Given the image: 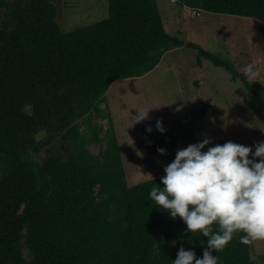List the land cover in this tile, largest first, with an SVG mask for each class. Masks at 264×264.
<instances>
[{"label": "trees", "instance_id": "obj_1", "mask_svg": "<svg viewBox=\"0 0 264 264\" xmlns=\"http://www.w3.org/2000/svg\"><path fill=\"white\" fill-rule=\"evenodd\" d=\"M107 1L106 18L67 32L47 0L12 1L8 19L0 18V264H171L181 246L202 257L207 238L190 236L149 196L164 174L128 186L113 130L99 139L106 147L99 162L82 146L75 154L48 151L43 161L34 156L56 137L75 139L78 121L103 115L99 106L113 82L151 72L166 51L196 50L198 65L204 58L237 77L223 60L168 34L156 0ZM182 2L264 24V0ZM239 76L264 118L260 94ZM210 104L202 102L201 114ZM192 127L197 141L225 142L217 123ZM40 132L46 135L37 141ZM241 235L213 253L221 264H258Z\"/></svg>", "mask_w": 264, "mask_h": 264}, {"label": "rangeland", "instance_id": "obj_2", "mask_svg": "<svg viewBox=\"0 0 264 264\" xmlns=\"http://www.w3.org/2000/svg\"><path fill=\"white\" fill-rule=\"evenodd\" d=\"M12 1L15 0H0V18L8 19L6 14ZM20 1L27 2V0ZM47 1L57 8L56 21L63 32L99 22L108 16L107 0ZM156 3L168 34L185 43H194L223 60L237 77L233 79L232 72L230 74L226 68L215 66L204 58L202 66L201 62L198 65L197 51L183 46L181 47L183 54L182 52H176L174 56L169 54L149 74L112 83L104 94L105 101L99 106L103 115L98 116L94 112L87 114L84 117L85 121L80 120L77 123V135L74 141L67 137L62 144L60 137H56L34 154L38 160L43 161L48 151L61 152L67 147L64 153L69 154L82 146V153L91 157V162H99L103 159L106 149L104 142L99 139L111 130L114 131L117 139L115 131L118 130L121 138L127 139L125 142L117 139V144L119 148L122 143L121 148H124L126 159L130 162L127 163L125 173L129 180H140L138 183H141L148 177L162 174L164 166L168 163L144 156L141 151L143 146L139 142H151L156 140L153 136L162 134L156 129L157 120H161L163 125L169 123L165 127L164 134L160 135L162 138L168 136L166 135L168 132L174 133L173 123L177 121L174 118L178 117L179 113L173 105L182 104L184 95L188 93L185 87H188L189 91H194L198 97L200 93L206 95L205 91L212 86L210 88L218 89L220 94L222 92L226 94L233 105L228 107L222 104L215 105L218 99L212 94L211 98H204L211 101L207 110L209 111L207 119L203 118L205 114L201 115L200 108L198 110L196 106L190 105L183 121L191 125L197 122L217 123L225 142L231 140L251 146L261 141L264 118L259 105L253 99V94L245 88L239 75L245 74V65L251 63L254 66L258 74L254 77L249 75L246 79L260 94L264 104V33L261 32L264 24L254 18L210 14L198 11L196 8L189 9L182 0L168 2L156 0ZM180 54L183 57H180ZM185 75L189 77L188 80ZM227 84L228 86L225 87ZM148 110V118L134 124L133 116L137 115V111L146 113ZM24 112L30 114L31 108L25 107ZM148 127H151L150 132L146 130ZM45 135V132H40L34 138L40 141ZM137 146L140 147L138 152L135 151ZM148 146L144 147L148 148ZM250 246L251 259L258 264H264V240L252 241ZM23 255L27 259L31 258L26 249L23 250Z\"/></svg>", "mask_w": 264, "mask_h": 264}, {"label": "clouds", "instance_id": "obj_3", "mask_svg": "<svg viewBox=\"0 0 264 264\" xmlns=\"http://www.w3.org/2000/svg\"><path fill=\"white\" fill-rule=\"evenodd\" d=\"M244 73L258 74L251 63ZM148 112L137 111L134 124L147 119ZM155 126L166 131L161 120ZM157 152L166 155L162 147ZM163 170L160 183L150 189L151 200L172 220L179 218L190 236L207 238L202 257L181 246L171 264H221L213 253L223 251L238 232L245 244L264 240V140L251 146L231 140L213 144L205 136L178 148Z\"/></svg>", "mask_w": 264, "mask_h": 264}, {"label": "crops", "instance_id": "obj_4", "mask_svg": "<svg viewBox=\"0 0 264 264\" xmlns=\"http://www.w3.org/2000/svg\"><path fill=\"white\" fill-rule=\"evenodd\" d=\"M168 1L169 0H166V2H168ZM163 24H164V22H163ZM164 29H165V27H164ZM176 52L177 53L182 52V54H183L184 51H183V49L181 47H177V48H174L172 50L166 51L163 54V56L161 58V61L159 62L158 65H160L162 63V61L165 59L166 56H168L169 54L171 56H174V55L177 54ZM182 54H180V57H183ZM175 58H176V56H175ZM192 58H195V57H192ZM178 59H180V58H178ZM172 61H174V59H172ZM200 62H201V66H202L203 58H200ZM149 73H147V74H149ZM147 74H145V75H147ZM183 76L184 75H182V77ZM224 77L225 76H223V78ZM178 78H180V75H178ZM185 78H186V80L189 79V77H186V75H185ZM122 80H124V79H122ZM185 86H187L186 83H185ZM227 86H228V84L225 87H227ZM210 87H212V86H210ZM209 88H207V90L205 89L206 90L205 91L206 92V95L203 94V93L202 94L200 93V95L197 97L194 94V91H192V90L189 91L188 90V87H185V91H188V93L186 95H184V101L182 102L181 105H179L180 107L179 106H176L175 104L173 105L175 107L174 109L176 110V112L179 113L178 117L174 118V119H177V121L175 123H173L174 126H175L174 127V133L172 134V133H169L168 132L166 134L168 136H165L163 138L160 135H163L164 133L163 134H158V135L153 136V138L155 137L156 140H153L151 142H149V141L148 142L147 141H145V142L144 141L139 142V144H142V146H143V147H141V151H143L144 156H146L147 158L156 159L158 161L159 160L160 161H164L165 163H170L174 159V156H175V153L176 152L175 153H170V154L169 153H166V155H160L158 152L154 151L152 149V147L153 146H160V145H175V146H177V148H183V147H186L190 143L197 142V139L195 137V134H194L192 125L190 123H188V122L183 121V119H185V117L187 116V113L186 112L189 110V109L187 110V108L190 107V105H192L194 107L196 106V109L199 110V108L201 109V106L200 105L204 101V98L205 97H210L211 98V95L212 94H215L214 96L218 99L215 102V105L216 104H218V105L219 104H222V106H224V107H228V106L233 105L232 100L229 99V97L226 94H224L223 92L220 94L219 90L216 89V88H214V89L213 88H210L209 89ZM195 101H197V102H195ZM213 107H214V103H213ZM208 112L209 111L206 112V114L204 115L205 117H203V118L207 119L206 116L208 115ZM201 115H203V114H201ZM168 125H169V123H165L163 126L165 128ZM115 132L117 134V139L120 140V142L121 141H124L125 142V140H127L126 137H125V139L121 138V135H119L118 130H116ZM147 143H150L151 145L148 146ZM121 146H122V143H120V145H119V153H120V156H121V160H122V164H123V168H124V173H126V167H127V163L129 162V160L126 159V154H124V150H123L124 148L122 149ZM138 146H140V145H138ZM138 146L135 148L136 149L135 150L136 152L139 151V148L140 147H138ZM144 146H148V148L147 147H144ZM162 174H164V173H162ZM162 174H159V175H162ZM159 175H157V176H159ZM157 176H155V177H157ZM125 177H127V176L125 175ZM152 178H154V176L148 177L144 181L149 180V179H152ZM139 181L140 180H138V181H133L132 180L131 181V180H129L128 177L126 179V182H127L128 186H132V185L138 184Z\"/></svg>", "mask_w": 264, "mask_h": 264}, {"label": "water", "instance_id": "obj_5", "mask_svg": "<svg viewBox=\"0 0 264 264\" xmlns=\"http://www.w3.org/2000/svg\"><path fill=\"white\" fill-rule=\"evenodd\" d=\"M164 148L166 150V153H175L177 151V146L175 145H160V146H153L152 149L157 152V148Z\"/></svg>", "mask_w": 264, "mask_h": 264}]
</instances>
